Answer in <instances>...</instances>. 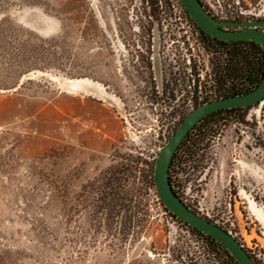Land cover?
Listing matches in <instances>:
<instances>
[{"label": "rangeland", "instance_id": "374dc122", "mask_svg": "<svg viewBox=\"0 0 264 264\" xmlns=\"http://www.w3.org/2000/svg\"><path fill=\"white\" fill-rule=\"evenodd\" d=\"M202 2L264 21V0ZM141 42L158 56L147 103ZM223 58L175 0H0V264H227L159 207L154 182L186 116L219 99ZM209 122L179 152L175 188L264 264V103Z\"/></svg>", "mask_w": 264, "mask_h": 264}, {"label": "water", "instance_id": "95a60500", "mask_svg": "<svg viewBox=\"0 0 264 264\" xmlns=\"http://www.w3.org/2000/svg\"><path fill=\"white\" fill-rule=\"evenodd\" d=\"M194 24L209 37L227 43L252 42L264 51V21H223L215 18L200 0H178ZM264 103V79L252 92L207 102L190 112L162 148L157 158L154 182L165 208L187 226L220 243L239 264H258L245 246L229 231L194 212L176 194L170 167L178 149L190 133L209 116L226 110L259 107Z\"/></svg>", "mask_w": 264, "mask_h": 264}, {"label": "trees", "instance_id": "16d2710c", "mask_svg": "<svg viewBox=\"0 0 264 264\" xmlns=\"http://www.w3.org/2000/svg\"><path fill=\"white\" fill-rule=\"evenodd\" d=\"M175 1L179 4L178 0ZM200 1L202 2V0ZM205 8L207 9V7ZM185 14L189 21L192 23V25L195 26V28L199 30L201 35L208 41L209 45L212 48L216 49L218 53H220L224 57L222 59V62H220L221 66L217 68L215 74L216 88L220 93L219 99H225L237 95H245L255 90L264 79V51L261 49V47L252 42L227 43L213 39L203 33L194 24V22L190 19L186 11ZM250 109L251 108L233 109L215 113L206 118L203 122H201L186 138V140L183 142V144L178 149L176 155L174 156L170 167V181L172 183L174 191L181 199L182 197L179 195L174 185V181L172 178V169L175 165L176 160L178 159L179 152L187 145L188 142H190L192 134L202 128L204 124L210 123L209 121L215 119L216 117L227 116L229 118L234 119L238 114L244 115V113ZM205 136L206 132L200 134L197 138V142L195 140L189 146H187L186 150L184 151V155H194L196 153L194 149V147H196L195 145L198 142L202 141ZM200 137L203 138L200 139ZM158 205L169 217L180 221L165 208V206L160 200L158 201ZM180 223H182L186 228H188L194 235H197L204 239V241L211 249L210 253L215 259H224L227 261V264H239L220 243H218L211 237L187 226L182 221H180ZM246 250L250 254V251L247 248ZM251 257L255 260L252 255Z\"/></svg>", "mask_w": 264, "mask_h": 264}, {"label": "flooded vegetation", "instance_id": "af4514ba", "mask_svg": "<svg viewBox=\"0 0 264 264\" xmlns=\"http://www.w3.org/2000/svg\"><path fill=\"white\" fill-rule=\"evenodd\" d=\"M137 47L138 49L133 48V88L138 90L136 96L139 97V100L147 103L148 101L153 100L152 89L154 84L153 81H155L153 71L155 69L156 63L158 62V56L152 49V45H150L151 49H148V43L141 42V44H139ZM144 47L145 49H143ZM162 54L164 55L163 52ZM136 82L143 84V87H139V84L134 85ZM171 86L175 87L174 82L171 83ZM167 88L168 85L166 89ZM140 89H145V91H141ZM162 97V95L158 96L157 99H161Z\"/></svg>", "mask_w": 264, "mask_h": 264}]
</instances>
